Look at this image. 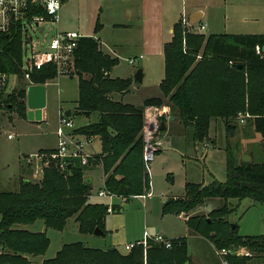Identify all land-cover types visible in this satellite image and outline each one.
I'll return each instance as SVG.
<instances>
[{"label":"trees","instance_id":"16d2710c","mask_svg":"<svg viewBox=\"0 0 264 264\" xmlns=\"http://www.w3.org/2000/svg\"><path fill=\"white\" fill-rule=\"evenodd\" d=\"M98 28L96 23L95 33ZM262 46L264 34H194L179 21L163 47L160 97L145 99L136 107L116 98L128 93L133 83L132 79L110 77L118 60L104 54L97 39L81 37L70 75L77 77L74 115L87 117L98 113L99 120L73 133L99 138L101 152L95 156L94 164L101 168L104 191L130 199L150 190L149 174L142 160L143 111L148 106L168 107L172 118L177 116L182 127L192 128L193 139L198 143L208 137L211 120L223 123L229 140L238 129V115H246L243 127L250 126L264 145V54L258 51ZM24 55L20 30L0 33V74L15 76L20 81L9 93L0 86V111H14L20 119L26 114V88L43 86L57 76L52 63L22 71ZM225 153L224 182L213 179L206 186L186 183L184 195L168 198L162 213L184 214L187 227L207 240L214 250L243 247L253 254L229 255L228 264H254V260L264 264V235L242 237L237 225L231 229L227 221L234 210L227 204L229 199L264 203V162L236 164L228 144ZM69 165L60 171L51 162L43 167L39 180L21 179L17 190L0 191V264H30V257L44 255L50 245L45 232H29L19 229V225L41 220L46 229L60 232L74 218L80 234L92 235L98 228L104 235L107 215L117 212L119 207L89 203L92 185L86 181L81 167ZM209 200L223 204L207 215L189 216ZM170 244V248H165L149 243L146 249L138 246L122 254L115 248L100 250L70 243L62 245L53 258L41 264H187L186 237L170 240Z\"/></svg>","mask_w":264,"mask_h":264},{"label":"rangeland","instance_id":"374dc122","mask_svg":"<svg viewBox=\"0 0 264 264\" xmlns=\"http://www.w3.org/2000/svg\"><path fill=\"white\" fill-rule=\"evenodd\" d=\"M191 1L185 0L186 7ZM108 13L109 10L101 3V0H66L61 6L57 25H39L27 29L26 35L31 38L27 41L26 48H29L27 54L30 55V50L46 52L50 40L58 31L76 32L83 37L98 38L100 35L94 33V26L98 19L99 24H104L103 38L101 39L106 48L102 49L118 60L117 65L112 69L111 77L130 78L138 70H142V74L145 76L142 86L138 84V92L135 91L131 96L137 100L144 94L146 96L158 95L160 93L158 83L164 76V65L155 60L154 56L146 55L139 49L137 44L140 42L141 31L138 27L133 26L131 31L115 30L107 23V18L110 15ZM187 16L188 11L186 10L184 19H188ZM201 24L205 25V35L264 34V0H212L205 10ZM113 45L115 46L113 47ZM28 55H24V63L29 57ZM140 56H142L141 59H139ZM134 58H137V62L130 65L128 60ZM39 60L43 61V58H35L33 62ZM19 82L17 78L10 76L8 82L0 86L5 87V93H9L18 86ZM46 89L45 115L47 124L45 128H41L42 125H45L44 123L38 127L24 123L14 111H0V191L17 190L18 181L21 179L35 181L41 178V172L46 163L35 160L28 163L27 157L34 158L38 154L39 147H57L56 132L60 113L75 111V102L78 97L76 76L71 78L65 75L56 76L55 80L48 83ZM174 119L179 122L177 116ZM96 120V113L89 118L73 117L71 119L75 129L87 126L85 124H94L91 122ZM237 125L235 136L229 140L226 139L225 127L220 120H211L208 137L201 143L194 141L193 130L190 127L185 128L183 134L175 135L174 143L170 142L164 150L156 153L154 160L149 165L151 196L144 199L99 197L98 193L104 191L102 171L96 167L95 155L89 153L90 146L87 147L85 141L93 137L74 134L77 140L84 143L83 152L78 157L69 156L66 165L81 167L84 177L91 174L93 184L90 201L109 207L117 206L119 210L107 215L104 235L80 234L74 218H70L65 228L60 232L46 229L41 220L33 224L19 225V229L29 232H45L50 240L45 254L30 257V264H40L41 259H51L62 245L77 242L88 248L100 250L115 248L124 254L127 253L124 246L142 242L144 233L159 234L169 241L186 237L187 264H221L210 243L187 227L184 214H180L181 217L171 213L163 214L162 206L169 197L183 196L186 183L206 186L213 179L224 182L227 144L235 156L236 164L242 161L244 155H248L251 162H264V145L260 135L255 133L250 126L243 127L244 124L240 123ZM95 145L98 150V143L94 144V148ZM205 145L206 148H204ZM47 152L50 150L39 153ZM23 154L28 156L22 157ZM144 169L147 173L145 166ZM64 170L65 168L61 171ZM21 175L23 178H20ZM222 204L223 201L219 200L206 201L189 216L207 215L210 210ZM227 204L230 209H234L227 221L230 225H237V232L240 236L264 235V203H254L250 199L240 201L229 199ZM243 250L249 253L248 257L253 255L243 247L228 249L229 255L234 256H237L235 252L240 253ZM251 263L261 264V261L254 260Z\"/></svg>","mask_w":264,"mask_h":264},{"label":"built area","instance_id":"2783aa9c","mask_svg":"<svg viewBox=\"0 0 264 264\" xmlns=\"http://www.w3.org/2000/svg\"><path fill=\"white\" fill-rule=\"evenodd\" d=\"M65 0H0V33H9L13 30H20L22 35L23 49L25 55H28L29 48L27 37V29L38 27L39 25H57L59 23V14L61 6ZM42 13L38 15L37 13ZM186 28L194 34H204L205 25L197 26L187 23ZM81 36L76 32H56L55 36L50 40L47 51L30 50V55L23 63L22 71H30L33 66H39L44 63H52L57 71V77L60 75L70 76L73 69L74 51L77 47V42ZM35 58H43V61L33 62ZM141 58V57H140ZM137 59H129L128 63L133 65ZM15 77V76H13ZM9 76L0 74V85L8 82ZM25 78L28 74L25 73ZM246 115L239 114L238 120L242 124ZM172 120V115L166 106H148L143 111V128L142 136L144 141L142 160L149 174V165L153 161L156 153L163 146L161 126ZM57 147L47 153H38L34 158L27 157V162L31 160L42 161L46 163L45 167L51 162H55L57 168L61 171L66 167L67 158L78 157L83 152L84 143L77 140L73 133V124L71 120L60 113L59 126L57 129ZM70 156V157H69ZM69 165V164H68ZM99 196L108 195L105 191L98 193ZM110 196V195H108ZM148 191L142 196L134 198L144 199L150 197ZM163 245L165 248H170V241L162 235H149L144 233L143 241L140 243L125 245L124 250L129 252L131 249L142 246L146 249L148 243ZM215 255L220 259L221 264H228L226 257L230 251L226 249L214 250ZM237 256L248 257L249 253L245 250L240 253L235 252Z\"/></svg>","mask_w":264,"mask_h":264},{"label":"crops","instance_id":"0c3cea01","mask_svg":"<svg viewBox=\"0 0 264 264\" xmlns=\"http://www.w3.org/2000/svg\"><path fill=\"white\" fill-rule=\"evenodd\" d=\"M211 1L212 0H192L190 4L187 5V7H186L185 0H101V3L109 10V13H110V15L107 18V23H109V25H111L115 30L123 29L124 31H131L133 26L138 27V29H140L141 31L140 42H138L137 44L139 49L146 55L154 56L155 60L160 62L162 65L163 64V47L171 39L173 25L179 21H181L182 24L183 23L187 24L188 22L190 23V18L192 17L195 19V17H193V15L195 14L196 16L198 15V18H199V21L195 25H198V24L203 25L201 24V20L204 18L205 10L206 8L209 7V3ZM186 10L188 11V16H187L189 17L188 19L187 18L184 19V12ZM105 16L107 17V14ZM96 23H98L99 28L97 32L96 33L94 32V33L97 35H100V37L98 38L93 37V38L98 40L100 49L104 54L114 57L112 54L105 53L104 50L102 49L103 47L106 48L105 44H103V41L101 39L103 38L104 24H99L98 19L96 20ZM210 35H220V34H210ZM249 35H262V34H249ZM80 36L83 37L82 35ZM114 46L115 45H113V47ZM140 57L142 58V56ZM140 57L139 59H141ZM111 76H112V73H110V77ZM69 77L71 78V76ZM132 77L133 76H131L130 78H125V79H132ZM144 77L145 76L142 77V82L140 83V86H142ZM14 78L16 79V77ZM162 78L160 79V81L162 80ZM120 79H124V78H120ZM132 80H133V83H132L131 90L125 95H122V96L117 95L116 96L117 100H120L125 104L138 107L142 105L145 99H148L151 97H160V93L156 96H149V95L146 96V94H144L143 96L138 97L137 100H134L131 94H133L135 91L138 92L139 86H138V83L134 81V79ZM48 83L49 82H47L43 86L30 85L26 88L25 100H24L25 107H26V114H25V118L22 119L24 123H30V124L35 125L36 127L41 126L44 123L45 125H42L41 128L46 127L47 121H46V115H45V108H46V100H47L46 86L48 85ZM30 88H34L35 90L30 91L29 90ZM136 103H139V104H136ZM65 113H69L68 118L70 120L73 117L89 118L92 114H95V113H92L86 117V116H81L77 114L74 115L75 111L74 112L68 111ZM71 114H73V116ZM96 114H97V120L91 123L98 122L99 114L98 113ZM85 125H88V124H85ZM163 126H164V129L162 130L163 131L162 133L163 148L159 152L164 150L165 146H169L170 142L174 143V141L176 140L175 135L183 134L184 129H185L184 127H182V125L178 121H175L174 118L171 121L164 123ZM74 129L75 128H73V130ZM85 141L87 143V147L90 146V148H88L90 154H94L95 156L100 154L101 142L99 138L93 137V138H90V140H85ZM96 143H98V148H99L98 150L96 148V145L94 148V144ZM206 147L207 146L205 145L204 148ZM55 148L56 147H51V148L39 147V149L37 150V153L46 151V150L52 151ZM26 156L28 155L23 154L22 157H26ZM202 156H203V153H202ZM96 167L100 168L99 166H96ZM22 174L25 175L24 173ZM20 178H23L22 175L20 176ZM85 178L91 181V185L93 184V179H92L91 174L90 176H86ZM102 180H103V175H102ZM105 196H108V195H105ZM90 197L88 199V202L92 204H96L97 202L90 201ZM99 197H102V196H99ZM178 217H181V216H178ZM35 233H39V232H35ZM43 260L44 259L40 260V264Z\"/></svg>","mask_w":264,"mask_h":264},{"label":"water","instance_id":"95a60500","mask_svg":"<svg viewBox=\"0 0 264 264\" xmlns=\"http://www.w3.org/2000/svg\"><path fill=\"white\" fill-rule=\"evenodd\" d=\"M193 17H195V19L191 17L190 18V23L196 24L199 21L198 15L196 16V14H195V15H193ZM258 51H260L261 53L264 54V46H262L260 50L258 49ZM238 68H241V67L239 66ZM142 77H143L142 70H138L135 73V75L133 76V79H134V81L136 83L140 84L142 82ZM29 90L31 91V90H35V89L34 88H30ZM64 116L69 117V113H65ZM161 128L163 130L164 129V126L162 125ZM242 162H244V163H249L250 162V158L248 157V155H244L242 157ZM68 167H70V165H68ZM86 181L89 184H91V181L90 180L86 179ZM230 227H231V229H234V225H230ZM93 234L94 235H102V232L98 228H96L94 230Z\"/></svg>","mask_w":264,"mask_h":264}]
</instances>
